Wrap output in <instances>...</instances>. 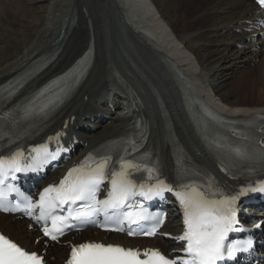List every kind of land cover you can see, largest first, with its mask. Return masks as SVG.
<instances>
[{"label": "bare ground", "instance_id": "obj_1", "mask_svg": "<svg viewBox=\"0 0 264 264\" xmlns=\"http://www.w3.org/2000/svg\"><path fill=\"white\" fill-rule=\"evenodd\" d=\"M14 1L18 4L13 0L0 2V85L26 70L35 60L53 52L46 69L27 83L19 99L34 94L41 85L64 73L88 49L91 34L95 39L93 68L74 98L47 123L41 131L42 136L67 119L76 117V124L81 125L87 119L106 114L109 111L107 93L120 87L129 96L140 95L146 101L138 108L135 106L131 113L118 109L111 115V123L100 126L92 123L91 127H98L96 133L84 136V142L90 147L126 133L134 122L131 114H136L148 123L149 145L154 146L169 165L168 129L160 112L156 114L151 110L149 94L154 101L161 94L172 123L185 141H191L190 133L184 132L186 128L178 119L182 109L171 89L166 90L167 80L145 53L136 56L124 30L146 45L160 65L170 64V68L186 71L199 90L223 112L234 115L264 112V40H259L261 49L253 51L246 39L244 41L248 34L235 33L246 27L245 21L253 18L255 6L251 0H194L202 8H191L193 2L184 3L183 9L178 10L179 16L175 15L176 9L172 10L173 0H47L44 11L38 12L29 7L27 1ZM137 14L147 19L160 43L135 31L142 29ZM31 19L36 22L31 23ZM200 20L203 23L198 26ZM172 57H176V62ZM248 76L254 86L250 85L241 97L234 98L233 93ZM170 78L176 86L178 83L172 74ZM63 172L55 174L54 178ZM9 220L0 214V227L13 239L31 247L34 233L26 232L23 221ZM166 232L177 230L171 225ZM111 240L130 247L136 244L120 235H112ZM55 250L63 254L67 247Z\"/></svg>", "mask_w": 264, "mask_h": 264}, {"label": "snow or ice", "instance_id": "obj_2", "mask_svg": "<svg viewBox=\"0 0 264 264\" xmlns=\"http://www.w3.org/2000/svg\"><path fill=\"white\" fill-rule=\"evenodd\" d=\"M257 3L264 7V0H257ZM33 151L36 155L27 164L20 150L8 155L0 153V204L8 193L17 191L11 184L5 189L9 177L15 180L16 173L35 171L56 156L55 153L48 154L46 147ZM124 151L127 153L126 149ZM236 152L242 158H252L253 155L238 149ZM258 158L264 161V149L260 150ZM142 167L140 163L125 159L124 155L115 160L111 155L99 160L89 156L70 169L58 185L44 188L38 201L25 197L26 214L42 224L43 235L52 241H58L68 230H79L80 225L94 224L100 215L112 225H100L106 231L124 232V225H127L129 236H155L164 217L149 213L136 198L151 200L165 191L173 192V189L163 180L157 179L156 183L149 184L143 182V177H135L134 173L140 172ZM146 171L148 179H152L153 170ZM106 182V196L99 199ZM248 192L264 193V183L243 188L237 195L222 199L215 198L216 192L209 194L195 185H181L174 195L183 211L184 230L176 237L183 242V254L174 259L156 249L141 252L119 245L85 242L71 247L67 264H219L225 259L234 260L239 253L247 252L253 243L251 239L228 240L229 233L243 231L236 227V203L239 196ZM37 209L39 214L34 215ZM0 264H43V260L37 253L26 251L0 234Z\"/></svg>", "mask_w": 264, "mask_h": 264}, {"label": "rangeland", "instance_id": "obj_3", "mask_svg": "<svg viewBox=\"0 0 264 264\" xmlns=\"http://www.w3.org/2000/svg\"><path fill=\"white\" fill-rule=\"evenodd\" d=\"M3 1H9V0H0V2H3ZM24 1H27V2H29V7H31V8H33V9H35L37 12L38 11H44V7H46L47 6V4H48V1L47 0H24ZM194 0H173V7H172V10H174V9H176V12H175V15H177V16H179L180 14H178V10H180V9H183L181 6H182V4H184V3H186V4H188L189 2H193ZM205 1V0H204ZM15 1L13 0V3H14ZM15 4H18V2L16 1L15 2ZM197 4V1H195V2H193V4H191V8H193V7H196L197 6V8H199V9H201L202 7L200 6V5H196ZM206 4V3H205ZM193 5V6H192ZM190 7H188V8H190ZM13 10H15V9H13ZM186 13H188V12H186ZM175 15L174 16H172L171 18L172 19H175ZM30 22L31 23H33V22H36V21H33L32 19L30 20ZM203 23V21L202 20H200L199 22H198V26L199 25H201ZM34 24V23H33ZM202 55H204V52H202ZM252 77H254L255 78V76H253L252 75ZM251 79H250V76H248V78H246L245 79V81H243V83L239 86V89L237 90V91H235L234 93H233V95H234V98H239V97H241L247 90H248V88L250 87V85L253 87L254 86V84L252 85L251 84ZM259 91H256V93H258Z\"/></svg>", "mask_w": 264, "mask_h": 264}]
</instances>
